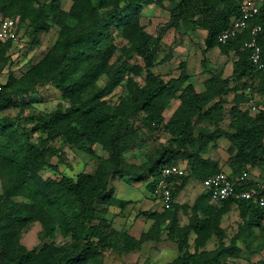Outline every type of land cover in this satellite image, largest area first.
Returning a JSON list of instances; mask_svg holds the SVG:
<instances>
[{
  "label": "trees",
  "instance_id": "obj_1",
  "mask_svg": "<svg viewBox=\"0 0 264 264\" xmlns=\"http://www.w3.org/2000/svg\"><path fill=\"white\" fill-rule=\"evenodd\" d=\"M71 1L65 10L62 0H0V16L18 18L19 25L31 29V35L48 31L51 25L58 27L57 40L42 59L20 77L11 73L5 81L0 79V112L30 104L27 96L39 85L53 86L69 103L67 107L59 103L53 111L36 117L26 131L0 120V264L97 261L117 233L106 217H98L97 205L104 211L114 203L122 209L131 202L116 197L110 180L132 175L138 181H149L163 166L180 161L188 162V174L173 179L171 208L143 211L151 224L139 237L123 232L121 250L135 251L146 242L162 240L164 234L179 248V255L166 264H229L228 258L241 254L240 242L252 249L255 230L264 220V207L258 203L227 200L217 206L207 189L191 206L176 202L191 178L204 183L223 170L218 160L203 156L220 139L229 142L231 176L264 164V111L253 114L241 108L251 98L259 107L264 106V69H256L249 58L250 49H242L249 31L224 44L218 40L232 18L240 14L243 0H171L166 28L192 23L206 31V52L217 47L224 55H235L231 77L212 74L202 91L189 82L184 61L179 76L168 81L154 71L162 34L149 33L141 24L140 14L144 5L162 0ZM255 23L262 26L258 44L264 61V4ZM116 31L126 42L120 47ZM11 51V42H0V68L11 63ZM133 55L140 57L143 65L131 64L128 60ZM136 76H144V84ZM101 79L105 83L98 87ZM123 82L128 96L112 105L107 98ZM231 93L230 126L224 129L220 123ZM176 98L180 102L166 120L164 112ZM203 122L214 126H201ZM142 128L150 133L163 129L169 139L137 165L127 162L123 153L141 140ZM34 134L37 136L32 140ZM60 141L91 155L96 154L93 147L100 145L108 157L101 160L94 173L44 179L41 171L45 167L59 169ZM54 157L58 163L52 162ZM147 187L153 192L152 182ZM235 205L243 222L225 244L222 218ZM180 211L189 216L187 224H180ZM35 221L42 226L40 242L30 250L22 243L21 233ZM59 232L65 238L62 246L56 242ZM191 233L195 234L193 252L188 243ZM213 234L220 239L218 247L199 251Z\"/></svg>",
  "mask_w": 264,
  "mask_h": 264
},
{
  "label": "rangeland",
  "instance_id": "obj_2",
  "mask_svg": "<svg viewBox=\"0 0 264 264\" xmlns=\"http://www.w3.org/2000/svg\"><path fill=\"white\" fill-rule=\"evenodd\" d=\"M44 2L45 0H39ZM72 4L71 0H62V6L68 10ZM171 0H162L160 3L153 2L144 5L140 14L141 24L153 36L162 34L161 48L158 51L154 71L158 73L165 81L176 78L180 74V63L186 62L189 82H191L198 91L204 90V83L212 74L222 73V77H231L232 64L235 55H224L216 47L206 52L205 37L206 31L196 27L194 24H182L178 29L166 28L170 19ZM18 19V18H16ZM18 23L20 20L18 19ZM21 24V23H20ZM21 40L15 50L10 54L11 63H6L0 68V79L5 81L8 75L13 73L20 77L33 64L42 59L45 54L54 46L58 37V27L51 25L48 31H42L36 35H31V29L27 25H19ZM116 43L118 47L126 42L121 38L120 31H116ZM119 54V52H118ZM116 61V60H115ZM131 64L143 65L140 57L133 55L128 60ZM135 79L144 84V76H136ZM104 79L98 81V87L104 85ZM127 88L123 82L107 99L112 105H116L121 99L126 98ZM233 93L227 97V104L224 106L223 120L220 127L229 129L230 118L229 111L232 107ZM31 99L30 104L13 107L0 112V120L6 119L11 122L20 131L29 130L32 127L36 117L46 114L56 109L59 103L64 107L69 106L66 100H63L61 94L51 85H39L34 92L27 96ZM179 99H173L169 108L164 112L165 119L168 120L179 104ZM243 111L247 110L245 104L241 105ZM136 125H140L136 122ZM201 126L213 128V124L203 122ZM38 134V133H37ZM37 134L31 136L34 140ZM169 135L166 131L158 130L150 133L147 129L142 128V138L134 146L126 149L123 153L129 163L141 164L148 155L160 144L167 143ZM62 150L57 171L50 167H45L41 171L44 179H60L62 176L75 178L79 173H94L101 160L108 157V153L100 145H95V155L86 153L79 148L58 142ZM227 140H218L216 145L211 144L208 151L203 153L206 158L218 160L223 170L228 171V153ZM59 159L54 157L53 163H58ZM261 169L260 166H258ZM148 181H138L136 176H124L123 179L110 180V186H114L116 197L119 199L130 200L124 208H120L116 203L106 210L98 204V217H106L112 224L117 233L111 238V247L97 261H88L86 264H166L173 261L179 255L178 245L167 240L163 235L162 240L158 242L149 241L144 243L140 249L132 252H123L121 247L124 243L123 232H128L136 237L147 228L152 220L142 215L143 211L161 210L160 203L154 198L152 192L147 187ZM3 190V181L0 179V193ZM206 192L204 183L191 178L184 189L178 195L176 202L191 206L195 199ZM213 203V202H212ZM214 205L219 206L220 204ZM106 211V212H105ZM180 224H187L189 216L179 213ZM243 222L242 213L235 205L230 211L225 213L222 218L221 226L224 229L222 241L229 244L231 238L237 233L239 225ZM42 226L38 221L29 224L22 230V243L30 250L34 249L40 242ZM256 240L252 243V249H246L243 242H240L242 252L239 257L228 258L229 264H259L264 261V220L262 226L256 228ZM195 234L189 236V250H195ZM56 242L62 246L65 243L64 236L59 232ZM220 239L213 234L206 242L205 246L199 251H210L218 247Z\"/></svg>",
  "mask_w": 264,
  "mask_h": 264
},
{
  "label": "built area",
  "instance_id": "obj_3",
  "mask_svg": "<svg viewBox=\"0 0 264 264\" xmlns=\"http://www.w3.org/2000/svg\"><path fill=\"white\" fill-rule=\"evenodd\" d=\"M263 4L264 0H243L240 5V14L232 18L229 27L218 37L219 42L224 44L245 31H249L250 37L244 42L242 49H250L249 58L259 70L264 69L261 47L258 44V34L261 32L262 26L255 23V19ZM20 40L18 19L0 16V42H11L12 50H15ZM245 105L247 110L253 114L259 113L261 110L264 111V106L259 107L255 98L245 102ZM187 174L188 162L180 161L163 166L159 174L148 181L154 185L152 195L160 203L161 210L169 209L172 206L173 179ZM251 182L252 184L249 185ZM204 185L209 192L211 201L215 204H222L227 200H252L264 207V164L261 169L258 166L247 167L233 176L229 171L221 170L209 176L204 181Z\"/></svg>",
  "mask_w": 264,
  "mask_h": 264
},
{
  "label": "crops",
  "instance_id": "obj_4",
  "mask_svg": "<svg viewBox=\"0 0 264 264\" xmlns=\"http://www.w3.org/2000/svg\"><path fill=\"white\" fill-rule=\"evenodd\" d=\"M176 199H177V198H176ZM150 224H151V223H149V225H150ZM149 225H148L147 228L144 229L142 232L146 231V230L148 229ZM142 232H141V233H142ZM141 233H140V234H141Z\"/></svg>",
  "mask_w": 264,
  "mask_h": 264
}]
</instances>
